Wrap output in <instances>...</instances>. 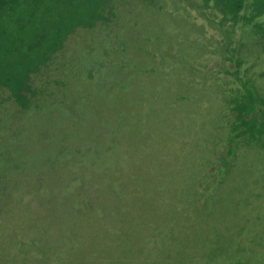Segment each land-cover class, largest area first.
I'll use <instances>...</instances> for the list:
<instances>
[{
	"label": "rangeland",
	"instance_id": "rangeland-1",
	"mask_svg": "<svg viewBox=\"0 0 264 264\" xmlns=\"http://www.w3.org/2000/svg\"><path fill=\"white\" fill-rule=\"evenodd\" d=\"M246 12L110 0L0 84V264H264V148L227 151L239 78L264 95Z\"/></svg>",
	"mask_w": 264,
	"mask_h": 264
},
{
	"label": "trees",
	"instance_id": "trees-1",
	"mask_svg": "<svg viewBox=\"0 0 264 264\" xmlns=\"http://www.w3.org/2000/svg\"><path fill=\"white\" fill-rule=\"evenodd\" d=\"M110 0H0V84L7 86L20 102L29 73L45 63L62 47L67 34L77 26H92L103 15ZM236 16L247 9L242 20L264 16V0H204ZM232 95V122L228 153L242 142L264 148V95L249 79H240ZM227 153V154H228ZM223 160V155H221Z\"/></svg>",
	"mask_w": 264,
	"mask_h": 264
}]
</instances>
